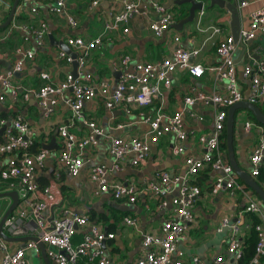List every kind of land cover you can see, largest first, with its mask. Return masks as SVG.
Segmentation results:
<instances>
[{"label":"built area","instance_id":"obj_1","mask_svg":"<svg viewBox=\"0 0 264 264\" xmlns=\"http://www.w3.org/2000/svg\"><path fill=\"white\" fill-rule=\"evenodd\" d=\"M41 1L23 0L24 3L30 4V11L33 14H37ZM235 1L238 10L248 4L247 0ZM119 2L121 9L103 18L102 30L97 36L91 39L81 36L66 38L65 43L74 52L75 57L64 50L58 52V57L69 64L76 62L75 75L68 72L59 84L45 81L38 89L27 90L20 96V85L14 80L16 74L23 72L34 58L35 50L18 46L14 49L18 58L11 67L2 70L0 66V86L10 94V97L23 102L35 96L43 116L51 114L64 91H71V95L64 99L71 115L67 121H62L56 130L58 139L56 162L58 167L64 168L70 176L80 173L88 162V158L85 157L87 147L96 146V136L104 132L94 120H87L84 117L82 109L85 102L98 97L109 112L119 110L128 116L136 115L147 124L148 129L141 136L124 139L110 135L111 166L98 164L88 171L89 179L96 184L93 191L95 195L108 194L115 201L133 206L141 193L148 195L159 210L170 204V211L160 225L159 234L154 232L142 234L141 253L135 264H237L242 253V238L251 227V224L244 220L246 212L258 218L254 225L257 234L255 252L248 264H261V258L264 256V204L237 177L226 159L227 156L220 150V144L224 141L229 106L241 100L258 106L264 104V55L259 59L252 58L241 68L239 74L235 63L237 42L231 34L222 35L223 29L220 26H203L200 18L203 10H199V16L194 18L196 29L208 33L206 39L215 46L219 60L216 64L207 67L195 62L194 58L199 55L200 49L180 46L181 38L177 35L173 37L177 45L172 53L160 60L136 63L128 69L130 56H123L120 60L121 68L117 71L119 72L117 82L111 88L108 80L94 78L85 70L91 51L105 48L110 40L111 31L121 29L128 32V24L132 18L147 19L148 29L156 36L164 34L174 23L173 12L168 11L159 0ZM2 3L4 1L0 0V4ZM97 4L98 0H92L90 7ZM65 5L66 0H54L51 10L65 13ZM248 18V27L240 28L239 35L242 40L255 39L258 35L264 36V5L250 11ZM66 21L72 27L77 25L72 15H68ZM48 33V26L41 19L38 26L32 29L36 46L45 43ZM216 36L222 37L215 38ZM176 69H184L192 76H202L209 70L218 82L225 84L224 91L211 93L193 91V94L184 97L182 110L173 114L165 113L161 85L167 88L171 86V73ZM239 76L245 84L240 82ZM40 78L47 80L48 74L43 72ZM5 99V94L0 92V102H4ZM154 100H158L159 105L154 114H149L144 108L149 107ZM198 102L213 104L214 111L211 130L198 138L203 151L196 157L187 154L183 144L189 137V132L183 124V117L186 113L190 117L202 119L191 109ZM241 120L245 129L256 127L258 130V143L248 156L249 174L256 180L260 170L264 169V125L256 124L249 115L246 117L243 115ZM78 121L90 128L88 134L80 136L72 130ZM124 126L126 123L116 124L118 129ZM163 134H172L174 137L172 152L182 156L184 162V170L181 173L160 171L156 177L146 180L142 185L108 179L109 171L120 170L122 162L128 157L133 166L146 162L152 145L157 144ZM35 135L34 129L21 113L10 118L0 117V183L5 188L3 191H16L18 197L15 209L3 223V230L11 237L37 238V241L30 239L8 242L0 237V264H30L29 254L40 250L38 242L45 245V253L50 264H119L112 260L107 246L115 237L114 231H108L102 223L93 222L88 213H78L64 204L57 182L60 173L56 171L54 179L47 184L41 185L37 181L36 167L43 166L52 150L45 148L47 143L38 139L40 142L38 151L31 152L30 148L37 139ZM207 165L211 166L213 173L211 193L216 194L225 190L232 200L241 195L245 203L233 221L224 217L216 228L217 231L224 229L228 231L223 252L216 253L207 261L198 255H191L187 259L182 246L189 241L188 232L196 220L194 205L202 191L193 181L197 172ZM168 194L169 201L163 197ZM55 208H58L57 213L54 212ZM122 221L123 224L137 227L138 215L135 212L126 215ZM75 234L82 236L77 243L73 241Z\"/></svg>","mask_w":264,"mask_h":264},{"label":"crops","instance_id":"obj_2","mask_svg":"<svg viewBox=\"0 0 264 264\" xmlns=\"http://www.w3.org/2000/svg\"><path fill=\"white\" fill-rule=\"evenodd\" d=\"M0 4V23L7 18L13 0H3ZM165 5L169 0H159ZM229 1V0H228ZM248 4L239 9L240 28L248 27V14L253 9L264 5V0H247ZM54 0H42L37 14L30 11V4L18 1V5L12 17L11 23L0 29V66L2 70L9 69L13 62L18 58L14 49L18 46L35 50V56L26 65L23 72L16 75L15 82L19 87L21 96L27 90H36L45 81L59 84L66 73L73 72V63H67L66 60L58 57V52L62 50L58 43L51 42L48 38L42 46H36L33 38L32 29L38 26V22L43 19L48 32L52 34L54 40L66 42L68 36H81L85 39H91L98 35L102 30L103 18L109 13H117L121 9L119 0H98L96 6H91L92 0H66L65 13H56L51 10ZM204 6L203 13L200 15L203 26L217 25L222 27V35L231 34L230 32V14L224 8L217 6ZM189 4L171 5L166 8L174 14V23L188 14ZM187 11L185 16L182 11ZM111 14V15H112ZM72 15L77 25L70 26L66 19ZM110 15V16H111ZM109 16V17H110ZM199 11H196V17ZM129 31L123 32L121 29L110 32V40L105 48L94 49L91 51L86 64V71L90 72L94 78L106 79L110 82L111 88L115 86L120 70V60L123 56H130L128 69L134 64L140 62H149L160 60L169 56L177 43L173 41L174 36H180L179 45L184 48L196 47L200 49L199 55L194 58L195 62L203 66H211L219 60L216 54L215 46L207 40V32H199L196 29V20L191 24H185L181 30L171 26L161 36L154 35L147 26V19L132 18L128 24ZM48 33V34H49ZM222 37L216 36L215 38ZM248 44V40L243 41L245 50L237 42L235 63L238 73L241 74V68L249 63L252 58L259 59L264 55V36L258 35ZM244 50V52H243ZM72 51L70 50V53ZM74 53V52H72ZM69 54V53H68ZM47 73L48 79L42 80L41 73ZM240 82L245 84L239 76ZM171 86L169 88L161 85V92L165 100L163 111L173 114L184 108L183 99L186 95L193 94V91L204 93L223 92L225 84L218 82L212 72L206 70L202 76H192L184 69H176L171 73ZM0 92L4 93L6 99L0 102V117L10 118L17 113H21L34 129L36 138L50 142L52 136H56L49 158H47L42 167H36V179L41 184L51 182L56 171L60 173V179L57 181L62 194L63 202L72 210L78 213L91 214L94 211L93 222L102 223L103 216H109L108 204L116 202L120 208L129 209L131 213L138 215V226L133 227L127 224L115 223L114 219L109 217V221L103 224L106 228L109 224H114L115 237L108 244L109 255L114 262L119 264H135L136 259L141 253V239L144 232H154L159 234L160 225L163 219L170 211L168 206L164 209H157L156 204L148 198L146 194H139L137 202L130 206L125 203L115 201L108 194L95 195L93 193L96 184L89 179L88 171L94 165L105 164L111 166L112 159L109 152V136H120L124 139L141 136L148 126L139 116H128L124 113H118L119 110L109 112L103 105L100 98L96 97L85 102L82 109L84 117L88 120H94L96 124L103 128L102 135L96 136L97 144L93 147H87L85 157L88 162L85 163L80 173L76 176H70L64 168H59L56 162L58 150V139L56 135L57 126L62 121H67L71 115L65 98L71 95L70 90L64 91V94L58 99L51 114L43 116L39 109L37 99L31 96L26 102L20 99L10 97V94L0 86ZM158 100L147 108H144L149 114H154ZM264 109V104H261ZM191 109L201 116L202 119L190 117L185 113L183 124L189 132V137L183 142L187 154L200 156L202 147L198 140L201 134L208 133L212 128L214 107L211 103L198 102ZM240 110V111H239ZM138 112V109L135 110ZM248 116V111L238 109L235 115L234 125V153L238 165L249 173L250 162L249 154L258 143V130L256 127L245 129L241 117ZM126 123L121 129L116 128V124ZM72 130L78 135H85L90 132V128L78 121ZM175 143L172 134H163L157 144L151 147L149 158L146 162L133 166L130 164V157L125 159L120 170L109 171V180H118L132 182L142 185L146 180L157 176L160 171L181 173L184 170L182 156L172 152V145ZM55 155V156H54ZM213 178L211 172L209 178L201 186L200 197L194 205V214L196 216L195 224L189 229V241L182 247L186 251V258L191 255H198L203 260H210L216 253H221L225 249V238L228 235L227 229L217 231L222 218L227 217L230 221L236 218V213L243 208L245 200L241 195H237L235 200L228 196L225 190L216 194L211 193L210 184ZM260 184V183H259ZM264 189V184H260ZM69 190L70 193L66 194ZM251 190V189H250ZM252 194L259 196L252 191ZM169 201L170 195H163ZM5 198L6 203L0 209V219L6 208L10 204V199ZM58 212V208L54 209ZM15 244H11L14 246ZM29 257L39 260V264H45L41 251L31 252ZM28 257V258H29ZM264 264V260L261 261Z\"/></svg>","mask_w":264,"mask_h":264},{"label":"water","instance_id":"obj_3","mask_svg":"<svg viewBox=\"0 0 264 264\" xmlns=\"http://www.w3.org/2000/svg\"><path fill=\"white\" fill-rule=\"evenodd\" d=\"M19 0H13L12 6L10 8L9 14L7 18L5 19L4 22L0 23V29L7 27L12 20V17L14 15V12L16 10V7L18 5ZM208 1L207 6H217L219 8H224L228 11L230 14V32L231 36L233 37L235 42H238L243 49L245 50V44L243 43L242 38L239 35L240 32V16H239V10L237 8V2L235 0H169L164 6L165 8L170 7L171 5H182L188 3L189 9H188V14L181 18L179 21H177L173 26L177 28L178 30H181L185 24H191L196 16V11L202 10L204 6H206ZM48 38L52 42L58 43L60 48L67 53H69L72 57H75L74 53H70V48L68 45L62 41V40H54L53 36L51 33L48 34ZM252 40H248V44H250ZM243 50V52H244ZM1 63V60H0ZM76 62H73V74H76ZM117 75L119 72H116ZM18 76V74H16ZM244 109L248 111L254 118L255 120L259 123L264 125V112L261 110V108L253 104L247 100H241L238 102H235L231 106H229L227 110V118H226V123H225V142H226V155L229 163L231 164L235 174L237 177L247 186L249 187L252 191H254L260 198V200L264 204V189L263 187L246 171L243 170L237 163L236 157L234 154V146H233V139H234V125H235V115L236 111L238 109ZM118 111V110H117ZM118 113H122V111H119ZM3 130V128H2ZM1 130V131H2ZM56 141V137L52 136L50 142L45 146L47 149H54V144ZM1 197H8L10 199V204L6 208L4 214L2 215L0 219V237L8 242H19V241H26V240H35L37 241L36 237L32 236H25V237H11L8 234H6L3 230V223L5 219L13 212L17 205L18 197L16 191H1L0 192V198ZM38 247L41 251L42 258L45 264H50V261L45 253V245L42 242H38Z\"/></svg>","mask_w":264,"mask_h":264},{"label":"trees","instance_id":"obj_4","mask_svg":"<svg viewBox=\"0 0 264 264\" xmlns=\"http://www.w3.org/2000/svg\"><path fill=\"white\" fill-rule=\"evenodd\" d=\"M187 14V11H182L181 16H185ZM260 107V106H259ZM261 108V107H260ZM261 110L264 112V109L261 108ZM136 113V112H134ZM248 115L251 117V119L257 124L258 122L255 120V118L248 112ZM259 124V123H258ZM224 141L220 144V150L222 151L223 154L226 155L227 152V147H226V142H225V132H224ZM234 139H233V146H234ZM40 146V142L38 139L34 142V144L31 146L30 151L31 152H36L38 151V148ZM235 151V150H234ZM235 154V153H234ZM227 156V155H226ZM227 159V157H226ZM212 172V168L210 165H207L203 169L199 170L196 174V177L194 179V183L197 184L199 187L202 186V184L209 178L210 174ZM241 181V180H240ZM256 181L258 183H263L264 181V169L262 168L260 170V173L258 177L256 178ZM246 188L250 189L245 185ZM5 188H3V185L0 183V192L3 191ZM109 207V216H103L102 217V223L106 224L109 221V217L114 219L115 223H120L123 219L124 216L132 214L129 209L125 208H120V206L114 202V204H108ZM94 211H92L91 214H89V217L91 220H94ZM244 220L246 223H250L251 227L246 232L245 236L242 238V253L241 257L238 260L237 264H248L250 260L252 259L254 252H255V245L257 242V234L254 229V225L258 222L257 216L250 212L244 213ZM106 229L108 231H114L115 226L114 224H109L107 225ZM82 236L80 234H75L73 241L75 243L79 242L81 240ZM264 260V256H262L261 261Z\"/></svg>","mask_w":264,"mask_h":264},{"label":"rangeland","instance_id":"obj_5","mask_svg":"<svg viewBox=\"0 0 264 264\" xmlns=\"http://www.w3.org/2000/svg\"><path fill=\"white\" fill-rule=\"evenodd\" d=\"M262 108V106H260ZM263 109V108H262ZM240 111V110H239ZM242 111H245L244 109H242ZM251 118V117H250ZM70 193L69 190L66 191V194ZM6 203V200L5 198H0V209L5 205ZM29 263L30 264H39V260L36 259V258H32V257H29Z\"/></svg>","mask_w":264,"mask_h":264}]
</instances>
